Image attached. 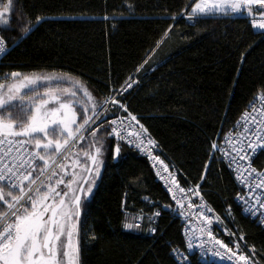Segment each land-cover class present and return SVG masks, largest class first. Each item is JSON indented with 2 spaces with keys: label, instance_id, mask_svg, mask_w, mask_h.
<instances>
[{
  "label": "trees",
  "instance_id": "trees-1",
  "mask_svg": "<svg viewBox=\"0 0 264 264\" xmlns=\"http://www.w3.org/2000/svg\"><path fill=\"white\" fill-rule=\"evenodd\" d=\"M190 5L191 0H15L10 25L0 31L7 47L0 82L12 72L66 73L101 104L134 76L135 87L123 97L130 113L180 172L181 182L199 185L211 208L264 264V228L237 205L233 180L211 147L254 96L264 94V33H254L244 14L189 23ZM107 140L96 188L81 204L79 264H178L173 251L184 246L170 198L144 160ZM137 217L140 228L124 227ZM188 264L203 263L191 257Z\"/></svg>",
  "mask_w": 264,
  "mask_h": 264
},
{
  "label": "snow or ice",
  "instance_id": "snow-or-ice-1",
  "mask_svg": "<svg viewBox=\"0 0 264 264\" xmlns=\"http://www.w3.org/2000/svg\"><path fill=\"white\" fill-rule=\"evenodd\" d=\"M14 2L15 0H7V3H4V0H0L3 4V10L0 11V31L7 30L6 26L10 25L9 14ZM254 6H258V9ZM257 10L259 19L251 20L252 27L264 30V0H191L187 18L199 21L201 18L244 12L252 16ZM40 22L41 18L37 17L36 23ZM21 27L26 34L32 30L24 27L23 24ZM167 35L168 31L165 32V36ZM5 51V41L0 39V55ZM21 75L19 72H12L11 83H0V149H3L0 152V224H2L0 226V264H79L78 232L74 220L80 215L81 194L85 197L90 195L92 183L87 176H81L78 180L79 173L76 169L79 168L88 176L95 173L98 177L103 163L101 157L104 152L109 151V147L95 140L94 154L83 151V159H81L80 153H75L70 163L65 162L69 161L67 151L69 145L75 146L83 141L84 137L79 134L85 126L95 123L93 115L99 119V114L95 111L99 105L92 103L93 115H89L86 103L93 101L91 92L79 80L70 81L66 73L25 75L17 80L16 78ZM2 79L7 81L9 77L4 76ZM65 84L72 86L65 87ZM131 87L132 83L126 81L121 92ZM78 93H82L87 101L77 99ZM111 103L117 106V110L127 113V116L119 118L121 125L129 118L139 124L137 117L128 112L127 107L119 99L112 98ZM14 107L17 112L28 113L27 120L21 119L18 115L14 116ZM77 108H82V112H78ZM256 112L257 109L253 108L244 113L245 126L239 138L233 140L231 135L226 138L231 146L230 152L220 149L215 143L211 146L213 150L222 151L223 155L228 157L230 165L236 164L238 169L242 168L241 176L244 173H247L249 177L253 173L256 174L259 182L254 185L249 184L252 193L256 189H264V178H261L264 177V172H259L249 162L257 150L264 151V108L259 110V115L254 114ZM105 123L108 127H105ZM117 124V119L101 121L97 128L91 131V135L95 138L97 131L104 128L108 137L124 140L125 137ZM140 128L144 133L147 132L143 125H140ZM136 136L139 142L135 143V146L140 148L144 140L140 139V133H136ZM245 141H247L246 144ZM128 142L133 143V141ZM147 143L154 145L155 141L148 139ZM5 145H7L6 148ZM119 152L120 147L117 144L113 158L118 157ZM154 159L159 160V157ZM69 168H71L70 178L65 179L69 176ZM164 171H168L167 166L164 167ZM169 179L172 185L179 187L172 173H169ZM61 185L63 188L60 187ZM169 191H172V188H169ZM187 191L198 196L199 185ZM179 192L185 193L186 190L179 187ZM186 198L188 197L184 196L177 200L181 208H183L181 201ZM173 199H176L175 195ZM253 202L247 199L248 206L245 211L256 214L258 208H264V202L257 208L252 207ZM188 206L194 207L191 202ZM206 211L211 213L212 209L207 208ZM199 217L207 226L200 229L201 233L206 232L210 240L215 241V245L231 253L227 256L228 261H233V257H236L244 264H254L251 257L237 255L223 241L215 239L211 229L214 219L211 216L200 212ZM215 222H219V217L215 218ZM124 227L138 229L140 224L128 223ZM74 237L77 239L74 240ZM240 240H243V237H240ZM235 246L239 251L238 242ZM187 247L189 249L194 247L191 238ZM200 247H204L203 243ZM251 251L254 254L255 249ZM176 254L181 260H185L180 253ZM214 255L220 254L214 252ZM223 259L224 257H221V260ZM185 264H188L186 260Z\"/></svg>",
  "mask_w": 264,
  "mask_h": 264
},
{
  "label": "built area",
  "instance_id": "built-area-1",
  "mask_svg": "<svg viewBox=\"0 0 264 264\" xmlns=\"http://www.w3.org/2000/svg\"><path fill=\"white\" fill-rule=\"evenodd\" d=\"M253 18L259 19V17L248 18V24L250 25L252 31L254 33H259V34L264 33V30L252 27L251 20ZM188 22L192 23V20ZM6 52H7V47L5 53L0 55V61L5 56ZM126 81L131 82L132 87L127 88L126 91L121 92L122 86H125L124 83L118 90L111 93L107 98L104 99L101 105V109L97 114H99V117L102 116L104 117L108 113H110L111 120L112 119L118 120L117 127L120 129L125 139L118 140L115 137H110V139L115 142H120L124 144L139 158L144 160L149 165L156 181L161 185L163 191L170 198L172 202V206L169 208V211L179 221L180 234L184 246L183 251H173V255L177 263L185 264V260L189 263V259L191 257H195L203 264H244L243 261L236 259V257H233V261H228L227 256L231 255V253H228L226 249L220 248L219 245H215V241L210 240V238L206 235V232L203 234L201 233L200 229L202 227L207 228L205 223L199 217V213L204 212L205 215H209L214 219V223L211 226V229L213 231V235L215 239L223 241L225 244L228 245L229 248H232L233 252H236L237 255L243 254L245 256H249L253 260L254 264H261V262L255 256V254H253L251 249L245 244L244 239L240 240V237L242 236L226 222L227 219L225 220L222 216H220L217 212H215L211 208V206L207 203L200 190V187H199L198 196L194 195L192 192L187 191L188 189H195L196 185H192L189 183L184 184L181 182L180 172L171 162L165 159V157L161 153L158 143L149 134V132L147 131L146 133H144L141 130L140 125L143 124L139 121L138 118L137 120L139 121V124H137L135 121H131L130 118L128 120H125L123 125L119 123V118L127 116V113H125L123 110H117L116 105H113L111 107L109 106L112 104L111 103L112 98H116L119 99L127 107L126 103L123 101V97L135 87L137 80L134 76H132ZM108 107L113 108V110L111 112L104 113L106 114L104 115L103 114L104 111L105 112L109 111ZM253 108L257 109V112L254 114L259 115V110L264 108V94L255 95L254 98L247 105L246 109L240 115L239 119L232 127V129L229 132H227L218 143H215L219 146L220 149L229 152L231 151V146L226 138H228L230 135L233 140H236L237 138L240 137V133L243 132V128L245 126L244 118H243L244 113L246 111H251V109ZM128 112L130 111L128 110ZM113 113H115V115H113ZM249 127H254V126L249 125ZM129 133H132V135H129ZM136 133H140V139L144 140V143L141 145L140 148H137L135 146V143L139 142ZM16 139H20V138H16ZM148 139L155 141V144L149 145L147 143ZM128 141H133V143H129ZM246 143L247 141H245V144ZM238 146L239 145H237V147ZM4 147L6 148L7 145H5ZM2 151L3 149H0V152ZM213 152L216 155V157L220 160V162L223 164V166L225 167V169L230 174L233 180V183L237 190L235 201L237 205L241 207L243 214L246 217L253 220L261 228H264V215H259V213H264V208H258V212L256 214H250L248 211H245V208L248 206L247 199H251L252 201H254L252 203V207L254 208H257L260 203L264 202V189H256L254 193L250 192L249 189V184L254 185L255 183H258L259 178L256 177L255 173H253L251 177H249L247 173H244V175L241 176V172L243 171L242 168L238 169L236 164L230 165L228 157L223 155L222 151L213 150ZM232 155H235V153H232ZM157 156L159 157V160L154 159ZM161 161L163 163H161ZM259 161L263 163L261 167L258 166ZM249 162L253 168L257 169L259 172H264V151L257 150L256 154L254 156H251ZM240 163L244 164L245 162H240ZM165 166H167L168 171H164ZM169 173H172L175 176V179L177 180L179 187H182L186 190L185 193H180L179 187H176L175 185L171 184L169 179ZM169 188H172V191H169ZM173 195L176 196V199H173ZM184 196H187L188 198L183 199L181 201L183 204V208H181L180 205L177 204V200H180L181 197ZM189 202H191L194 205V207L190 208L188 206ZM207 208H211L212 212L208 213L206 211ZM157 213L159 212H155L154 218L160 215V213L156 215ZM216 217H219V222H215ZM136 223H139L141 226L140 221H137ZM0 226H2V224H0ZM189 238H191L192 244L194 245L192 249H189L187 247ZM237 242L240 245L239 251L235 246ZM202 243L204 245L203 248L200 247ZM214 252H219L220 255L219 256L214 255ZM176 253H180L185 258V260H181L180 256H178ZM221 257H224V259L221 260Z\"/></svg>",
  "mask_w": 264,
  "mask_h": 264
},
{
  "label": "rangeland",
  "instance_id": "rangeland-1",
  "mask_svg": "<svg viewBox=\"0 0 264 264\" xmlns=\"http://www.w3.org/2000/svg\"><path fill=\"white\" fill-rule=\"evenodd\" d=\"M254 7L258 9V6H254ZM2 10H3V5L0 3V11H2ZM243 14L246 15V16H249L247 14V12H244ZM251 17H259L258 10L257 11H254L253 14H252V16H249V18H251ZM187 20L190 21L188 18H187ZM55 74H59V73H55ZM42 75H48V74H42ZM23 76H25V75H21V77H18L16 79L17 80L18 79H22ZM27 76H31V75H27ZM68 79L70 81H76L75 79H73V78H71L69 76H68ZM11 82H12V80L10 78L9 81H7V82H0V83H6L7 84V83H11ZM64 86L65 87H71L72 85L71 84H65ZM41 91H43V89H41ZM77 99H80L83 102H86L87 101V98L86 97H83L82 93H78ZM92 103H96V104L99 105L96 108V110H95L96 113H98L100 111V109H101V105H102L103 102L100 104L98 101H96L93 98V101L92 102L86 103V106L89 108V113H88L89 115H93L92 110H91L92 109ZM113 105L114 104H111L109 107H111ZM109 107H108L109 111H106V112L104 111L103 114L104 113H107V112H111L113 110V108H109ZM77 111L78 112H82V108H77ZM13 115L14 116H17L18 115L21 119L27 120V117H28L29 114L26 113V112H24V113L17 112L16 109H15V107H14L13 108ZM104 115H106V114H104ZM101 118H103V116L102 117H99V119H96V116L93 115V120L95 121V123H90V126H85V129L81 130V133L79 135H81V136L84 137V139H83V141H81V143L76 144L75 146H73L71 144L69 145V148L67 150L68 153H69V161H66L65 163H70V161L74 157V154L75 153H80L79 158H81V159H83V151H89V152H91V153L94 154L95 147H93V144H94L95 140L101 141L105 145V147H106L107 142H108L107 138L110 139V137L107 136V138H106V137L100 136L101 135V130L100 129H99V131H97V134H96V137L95 138H93L92 135H91V131L94 130V129H96L95 128L96 127V124L98 122H100ZM104 118H106V116H104ZM78 123H80V120H78ZM109 130H110V128H109ZM95 146H100V144H95ZM104 154H105V152H104ZM104 154L101 157L102 161H103V158H105ZM102 165H103V163H102ZM102 165H101V169H100V173H99V176L98 177L95 176V173H93L91 175L89 181L92 183V192L87 197H85L84 195L82 196L81 204L84 203V201L93 194V192H94V190L96 188L97 182L99 180V177L101 175ZM57 171H59V170H57ZM76 171L79 173V175L77 176V179L78 180L80 179L81 176H85L86 175V173L81 172L79 168H77ZM70 175H71V168H69V176L68 177H65V179L70 178ZM73 186L76 187V185H73ZM60 187L63 188V185H61ZM85 187H87V185ZM80 212H81V207H80ZM79 218H80V215H79ZM79 218L76 219V220H74V223L77 226V230H78ZM137 221H140V223H141V219H139L138 217L137 218H129L128 223L135 224ZM128 223H126V224H128ZM75 239H77V237H74V240Z\"/></svg>",
  "mask_w": 264,
  "mask_h": 264
},
{
  "label": "water",
  "instance_id": "water-1",
  "mask_svg": "<svg viewBox=\"0 0 264 264\" xmlns=\"http://www.w3.org/2000/svg\"><path fill=\"white\" fill-rule=\"evenodd\" d=\"M115 150V149H114ZM118 160V157H116V158H114V162H116ZM85 176H87L88 177V179H90V177L91 176H88V174L86 173V175ZM86 186V185H85ZM82 196H83V194H81V199H82Z\"/></svg>",
  "mask_w": 264,
  "mask_h": 264
},
{
  "label": "crops",
  "instance_id": "crops-1",
  "mask_svg": "<svg viewBox=\"0 0 264 264\" xmlns=\"http://www.w3.org/2000/svg\"><path fill=\"white\" fill-rule=\"evenodd\" d=\"M190 12V11H189ZM243 14V13H242ZM233 15H240V14H233Z\"/></svg>",
  "mask_w": 264,
  "mask_h": 264
}]
</instances>
